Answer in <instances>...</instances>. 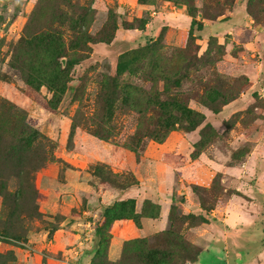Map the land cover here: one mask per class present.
Segmentation results:
<instances>
[{
  "label": "rangeland",
  "instance_id": "obj_1",
  "mask_svg": "<svg viewBox=\"0 0 264 264\" xmlns=\"http://www.w3.org/2000/svg\"><path fill=\"white\" fill-rule=\"evenodd\" d=\"M230 1L194 0L193 5L196 9L194 11H199L204 6L209 9V14L211 15H215L218 12L224 13L217 18L216 21H218L228 15ZM244 1L247 2V6L248 2H252V10L255 13H259L264 21V4H261V0ZM177 2L158 1L154 6H141L154 7V12H156L161 10L162 6L169 5L177 9H183L188 13L187 7L180 1ZM233 2L235 6L236 0H233ZM139 5L138 0H0V105L4 106L0 109V145L5 147V143L16 142L20 138V134L25 133L32 136L33 146H38L35 149L32 145L30 146L31 149L38 150L37 154L32 155L20 151L19 154L9 156L10 161L14 163L24 162V165L30 171L36 170L31 174L30 178H32V183H34L38 193V211L42 215L31 221L28 219L22 220L20 225L23 229L29 230L28 232L26 231L28 235L42 230L52 231L56 227L54 222L59 220V216L48 215L41 207V203L45 204L48 201V195H51L48 194L50 182L64 183L66 172L70 169L86 172L89 176L102 182L99 178L92 175L89 168L104 164L93 163L82 169V167L76 168L74 164L72 165L68 161L69 159L78 160L80 158L76 156L78 154L75 152V141L73 139L70 142L69 135L72 119L81 106L84 123L82 122L81 127H78L75 131L89 135L85 145L86 150H99L106 146V142H100L95 137L94 139L88 131L95 130L96 127L90 120L92 119V114H95L97 95L99 91L104 89L105 77L115 76L116 74L117 64L114 65V59H117L118 62V58L122 54L143 47L149 42H160L164 46L162 52L168 55L176 52V50L185 49L190 44L189 32L185 38L181 39V34L178 31L170 33L169 28H161L159 29V34L153 36L156 37L155 41L151 38L145 43L146 36L138 38L134 37L137 36L134 33L130 35L131 37L125 35L123 39H118L120 43L112 46L119 30L143 32V30L136 28L143 26L144 22H146V25L149 23V12L143 11L142 13V11H139ZM198 17L201 18V13ZM204 22H207V20H204L203 24ZM126 28L132 29L127 30ZM199 32L196 29L194 30V35L197 38L195 45L199 48V56H203L209 49L210 40L214 37L206 36L204 33ZM112 36H114V39L109 45L99 43L101 39L107 40ZM36 37H40L41 45L34 42ZM51 38L63 44L60 48L64 50L67 56L60 60L63 65H65L67 58H82V61L71 70L69 77L71 82L67 84L66 93L55 109H52L49 105L53 93L46 86L41 85L42 81L39 80V83L30 85L25 80V78H30L29 75L36 76L39 74V77H44L51 73V69L45 62L40 63V59L46 60V57L50 56L47 42ZM215 40L217 45L223 48L222 60L216 64L217 72L230 79L242 77L238 75L242 71L241 65L244 62H248V60L255 61L253 53H247L238 45L230 47L231 55L240 59L239 64L235 63L239 65L236 75V72H231L229 67H227L228 64L221 63L226 56V46L221 44L217 38ZM124 42L126 43L124 44ZM227 43L229 44V42ZM243 52H245L244 56H247L245 59H241L242 56L239 55V53ZM41 80L45 81L42 78ZM126 80H128V77L125 78ZM129 81L137 86L149 87V84L144 83L139 77H132ZM249 85L250 82L248 83ZM34 86L38 87L35 88ZM189 107L203 114L206 119L204 125L210 124L213 128L214 135L206 137L205 144L198 146L203 125L194 131L199 134V139L196 142L192 141L193 135L187 136L193 132L186 133L176 130L169 135L163 144L150 141L145 150H192L188 157L189 164L187 165L197 168L192 172L198 178L196 179L197 182L196 180L191 182L184 179V183L189 196L197 205L200 206L201 202H203L206 206H210L213 202L217 204L233 194L238 195L233 190L226 189L224 178L228 177V175L223 174L224 170H220V172L214 171L216 168L214 160L216 163L223 165L222 167L225 165L226 167L238 165L242 167L252 150H257V157L260 156L264 160V98H257L256 102L247 109L223 121L220 116H217L218 114L214 115L194 99L190 101ZM99 114L100 112L96 116ZM116 115L117 117L113 121L115 132L119 134L118 139L124 140L127 136L134 133L138 118L132 113ZM88 119L89 121H87ZM86 126L88 129H83ZM33 131L40 136L34 135ZM64 131H67V135L63 134ZM120 149L125 150L123 148ZM52 150L55 151L53 152ZM202 157L204 160L200 159ZM136 159L137 161L140 160L137 157ZM36 161L43 164L42 168L38 169L39 164ZM250 169L251 166L247 169L249 178L252 175ZM110 170L115 174H132L129 172L116 173L111 167ZM11 174L13 173H4L5 176H8L9 190L13 192L17 189V181ZM246 180L245 177H242L241 183H245L248 186ZM194 188L198 189V193L194 192ZM83 203L85 204V199L81 200L76 211L83 209ZM172 207H176L178 211L176 205ZM147 208L153 209L148 205ZM2 212V202L0 200V223L4 221V217H1ZM206 213L209 214L210 212ZM178 214L185 216L179 212ZM104 222V212L102 214L99 213L93 231L95 233L93 243L91 242L90 250H88V252L92 253L90 264L100 243V239L96 236V230L101 229L104 233ZM20 225L19 222H16L15 228H21ZM169 227L170 223L167 230ZM186 227H189V225L185 224L184 230ZM252 231L256 234L260 233L258 228H253ZM105 233H107V230H105ZM86 238L88 239V237ZM26 241L27 239H12L0 231V243L8 244L23 255L26 253L22 251L28 250ZM87 243H90V238ZM82 251V246L77 244L74 246L72 256L79 258ZM10 252L11 254L9 251L0 253V256L11 255L8 262L5 261V257L0 258V264H12L16 261L17 258L14 256L13 251L10 250ZM211 253H216V251L211 248ZM31 255H33L32 257H35V255L39 257L40 255L46 256L47 252L43 251L41 254L34 251ZM198 264L203 263L198 262Z\"/></svg>",
  "mask_w": 264,
  "mask_h": 264
},
{
  "label": "crops",
  "instance_id": "obj_2",
  "mask_svg": "<svg viewBox=\"0 0 264 264\" xmlns=\"http://www.w3.org/2000/svg\"><path fill=\"white\" fill-rule=\"evenodd\" d=\"M138 9L142 13L149 12L150 21L146 28L143 32L119 30L112 46L120 43L118 41L125 35L131 37L134 33L137 35L134 37L146 36V43L151 38L155 41L156 37L153 36L158 35L161 28H169L170 33L178 31L181 39L185 38L190 30L192 18L183 9L169 5L162 6V9L156 12L154 7L139 5ZM199 33L217 38L221 44H225L226 56L221 63L228 64L227 67L231 72H236V75L239 65L235 63L239 64L240 59L231 55L230 47L241 46L247 53L252 52L255 58L253 62H244L241 65L242 71L238 74L245 76L250 85L217 116L223 121L247 109L257 98H264V26L257 25L248 15L247 2L236 0L232 12L218 21L204 22L203 30ZM239 55L242 56L241 59L247 57L244 56L245 52ZM114 60L116 65L117 59ZM63 134L67 135V131ZM192 135V141L196 142L199 134L193 132L187 136ZM88 136L75 131V152L80 158L69 159L72 165L84 169L90 164L102 163L116 173H132L138 184L121 190L98 181L86 172L68 170L64 183L50 182L48 194L51 195H48L45 204L41 203L46 214L59 216V220L54 222L56 227L52 231L30 233L26 241L28 250L22 251L25 255L8 244L0 243V253L10 250L14 253L16 250L14 256L17 259L12 264H90L92 253L88 250L95 236L93 231L97 215L115 203L128 200L135 201V212L138 215L142 213L145 201L159 206L160 215L155 219L141 218L140 228L131 220L114 221L110 229L112 238L108 251L112 262L120 259L126 241L148 239L164 233L168 228L171 207L176 205L180 214L201 215L208 221L196 227H186L184 230L186 240L200 251L197 262L192 264H264V160L260 156L257 157V150L250 152L243 163L244 168L241 165L222 167L223 165L212 160L215 167H218L214 171L224 170L223 174L228 175L224 178L226 189L233 190L238 195L233 194L218 202L207 214L191 199L184 183V179L194 182L198 178L192 172L197 168L187 165L192 150H145L137 161L133 153L107 143L103 149L86 150ZM203 157L200 159L204 160ZM249 166L252 171L250 178L247 172ZM242 177L247 179L248 186L241 183ZM82 199H85V204H82L84 207L76 211ZM253 228H258L260 233H254ZM89 238L90 243H87ZM77 244L81 245L83 250L79 258L72 256ZM211 248L216 253H211ZM34 251L41 254L46 251L47 255L32 257Z\"/></svg>",
  "mask_w": 264,
  "mask_h": 264
},
{
  "label": "trees",
  "instance_id": "obj_3",
  "mask_svg": "<svg viewBox=\"0 0 264 264\" xmlns=\"http://www.w3.org/2000/svg\"><path fill=\"white\" fill-rule=\"evenodd\" d=\"M158 1H180L187 7L188 15L192 18L189 30L190 44L187 48L176 50L168 55L162 52L164 46L160 42H155L156 44L149 42L143 47L119 56L115 76L105 77L104 89L97 95L95 114H92L90 120L92 124L96 125L95 130L88 131L100 141L135 154L138 160L150 141L163 144L176 130L191 133L204 125L205 116L189 107L191 100L194 99L198 104L217 115L226 105L237 100L249 83L245 76L230 79L217 72L216 64L222 60L223 48L217 45L215 38L210 40L209 49L203 56H199V48L195 45L197 38L194 35V30L202 31L204 20L216 21L224 13L218 12L211 15L209 9L204 6L201 7V10L194 11V0H138V4L154 6ZM251 4L252 2H248V15L257 25L264 26L263 19L259 13L252 10ZM261 4H264V0H261ZM229 7L228 13L234 9L233 0L230 1ZM200 13L201 18L197 20ZM145 25L146 22L136 29L144 30ZM40 37L34 39L38 45H41ZM113 39L114 36L107 40L103 38L99 43L109 45ZM61 46L63 44L54 38L47 42L50 56H47L46 60L40 59V63L45 62L51 69L48 76L39 77L37 74L36 76L29 75L28 79L25 78L30 85L39 83V80L42 81L41 85L46 86L53 93L49 103L52 109L58 107L66 93L67 84L71 82L69 78L71 70L82 61L81 57L75 59L70 57L63 65L60 60L67 56L60 48ZM126 77L128 80L125 81ZM132 77H139L144 83L149 84V87L145 88L131 83L129 79ZM2 107L4 106L0 105V109ZM5 110L4 112H6ZM81 111L82 107L80 106L72 119L70 142L73 140L75 130L81 127L84 121ZM98 112L100 114L96 116ZM120 113H132L138 118L134 133L124 140L118 139L119 134L115 132L113 125V121L117 117L116 114ZM83 129L88 128L86 126ZM32 133L39 135L35 131ZM212 135H214L212 126L205 124L200 132L198 146L205 144V138ZM31 145L33 146L32 136L25 133H21L16 142L5 143V147L0 145V200L3 211L1 217H4V221L0 223V231L15 240L27 239L29 230L22 228L20 225L22 220L31 221L42 215L38 211V193L32 183V178H30L36 170L30 171L24 162L14 163L9 160L10 155L19 154L20 151L32 155L37 154L38 150L31 149ZM33 147L34 149L38 148V146ZM36 163L39 164L38 169L42 168L43 164L38 161ZM89 169L92 175L103 183L122 190L138 184L132 174H115L105 164H98ZM5 172L13 173L11 176L17 181V189L13 192L9 190L8 176L4 175ZM197 190L194 188V192L198 193ZM213 203L206 206L201 202V209L204 212H211L216 205L215 202ZM135 205L134 200H128L118 202L106 209L104 212V233L101 229L96 230V236L100 239V243L91 264H192L197 262L200 251L184 238V226L188 224L191 228L196 227L207 223V220L203 216H180L176 207H172L170 210L168 230L148 239L126 241L120 259L111 262L108 258V251L111 240L110 229L114 221L131 220L137 228H140L141 218L155 219L160 215V207L149 201L144 203L142 213L139 215L135 212ZM147 205L153 209H148ZM16 222H19L21 228H15ZM9 253L11 254V252ZM10 256L6 254L0 258L5 257V261L8 262Z\"/></svg>",
  "mask_w": 264,
  "mask_h": 264
}]
</instances>
